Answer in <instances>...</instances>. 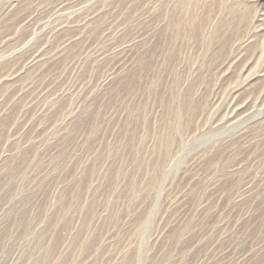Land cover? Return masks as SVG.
<instances>
[{
	"label": "rangeland",
	"instance_id": "374dc122",
	"mask_svg": "<svg viewBox=\"0 0 264 264\" xmlns=\"http://www.w3.org/2000/svg\"><path fill=\"white\" fill-rule=\"evenodd\" d=\"M256 2L0 0V264H264Z\"/></svg>",
	"mask_w": 264,
	"mask_h": 264
},
{
	"label": "bare ground",
	"instance_id": "6f19581e",
	"mask_svg": "<svg viewBox=\"0 0 264 264\" xmlns=\"http://www.w3.org/2000/svg\"><path fill=\"white\" fill-rule=\"evenodd\" d=\"M255 1H257L256 2V4L258 5V6H260V5H264V0H255ZM178 28V27H177ZM37 57H35V59H36ZM252 119V118H251ZM247 121V120H246Z\"/></svg>",
	"mask_w": 264,
	"mask_h": 264
}]
</instances>
